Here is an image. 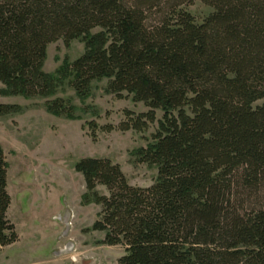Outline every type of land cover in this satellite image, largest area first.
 Returning <instances> with one entry per match:
<instances>
[{
    "label": "trees",
    "instance_id": "obj_1",
    "mask_svg": "<svg viewBox=\"0 0 264 264\" xmlns=\"http://www.w3.org/2000/svg\"><path fill=\"white\" fill-rule=\"evenodd\" d=\"M195 2L211 10L200 23ZM60 40L85 51L47 73ZM102 80L148 108L127 111L119 131L142 133L163 113L153 142L133 152L157 168L152 186L130 185L110 159L74 166L84 203L101 207L89 231L125 248L118 264H264V0H0V95L44 100L71 121L100 118L58 94L66 86L84 103ZM20 111L0 105V116ZM87 126L95 139L98 124ZM7 185L0 145V248L19 241Z\"/></svg>",
    "mask_w": 264,
    "mask_h": 264
},
{
    "label": "rangeland",
    "instance_id": "obj_2",
    "mask_svg": "<svg viewBox=\"0 0 264 264\" xmlns=\"http://www.w3.org/2000/svg\"><path fill=\"white\" fill-rule=\"evenodd\" d=\"M188 11L199 23L211 12L201 2L189 6ZM84 51L82 40L69 46L63 40L50 44L45 72L55 73L66 59L73 62ZM108 83L94 82L92 95L84 103L68 87L60 89L59 97L79 109L91 106L100 113V118H94L78 112L81 120L75 121L48 114L44 100L0 95V105L21 108L18 114L0 116V145L8 163L11 197L7 216L19 236L17 243L0 248V264H118L125 255L122 246L101 244L104 233L89 231L101 207L84 203L85 181L74 166L83 158L110 159L120 165L130 185L152 186L157 168L138 163L133 152L153 142L163 113L157 111L156 122L142 133L119 131L120 124L127 122V111L139 115L148 108L127 94L122 99L107 94ZM92 121L99 126L95 139L87 126ZM106 125L115 130H100ZM98 191L108 195L105 187Z\"/></svg>",
    "mask_w": 264,
    "mask_h": 264
},
{
    "label": "built area",
    "instance_id": "obj_3",
    "mask_svg": "<svg viewBox=\"0 0 264 264\" xmlns=\"http://www.w3.org/2000/svg\"><path fill=\"white\" fill-rule=\"evenodd\" d=\"M73 249V251H74V248H73V246H72V248H71V250Z\"/></svg>",
    "mask_w": 264,
    "mask_h": 264
}]
</instances>
